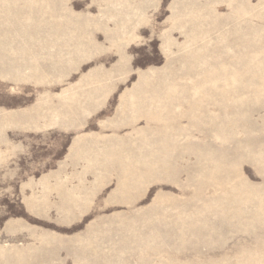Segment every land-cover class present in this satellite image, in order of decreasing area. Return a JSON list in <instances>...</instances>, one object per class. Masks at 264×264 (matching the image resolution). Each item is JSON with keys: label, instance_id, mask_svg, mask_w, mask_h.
<instances>
[{"label": "rangeland", "instance_id": "374dc122", "mask_svg": "<svg viewBox=\"0 0 264 264\" xmlns=\"http://www.w3.org/2000/svg\"><path fill=\"white\" fill-rule=\"evenodd\" d=\"M0 264H264V0H0Z\"/></svg>", "mask_w": 264, "mask_h": 264}]
</instances>
